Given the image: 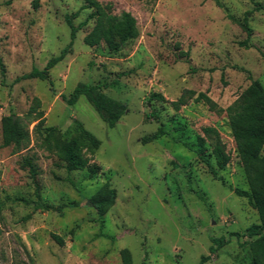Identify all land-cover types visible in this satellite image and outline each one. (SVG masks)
<instances>
[{"label": "rangeland", "instance_id": "obj_1", "mask_svg": "<svg viewBox=\"0 0 264 264\" xmlns=\"http://www.w3.org/2000/svg\"><path fill=\"white\" fill-rule=\"evenodd\" d=\"M115 14L130 12L139 34L117 53L101 43L88 46L83 36L92 28L91 8L72 19L86 20L69 52L49 69L48 78L20 79L33 67L42 69L69 41L65 17L84 0H0V264H122L129 249L132 264H250L245 228L258 223L246 197L229 187L247 190L224 111L251 79L264 87V8L253 11L246 33L226 17L214 0H98ZM264 4V0H255ZM236 18L253 8L251 0H219ZM77 83L101 84L100 91L125 104L109 127L80 96L68 105ZM106 84V86H104ZM184 90L195 94L174 109L169 103ZM204 93L214 103L195 101ZM152 93L165 101L151 99ZM36 100L43 126H55L65 137L75 120L99 139L90 163L99 171H67L58 156L39 145L37 121L27 113ZM12 115L26 126L30 141L17 150L2 146L1 118ZM218 130L230 160L217 178L208 146V163L194 152L202 128ZM158 128L163 134L151 140ZM208 145V141H206ZM264 155V145L262 148ZM29 159L34 184L24 160ZM219 178V179H218ZM115 189L113 206L103 215L85 203L102 185ZM75 201L61 212L40 204ZM62 237L59 245L51 234ZM211 238L224 245L209 252Z\"/></svg>", "mask_w": 264, "mask_h": 264}, {"label": "trees", "instance_id": "obj_2", "mask_svg": "<svg viewBox=\"0 0 264 264\" xmlns=\"http://www.w3.org/2000/svg\"><path fill=\"white\" fill-rule=\"evenodd\" d=\"M216 4L224 8L225 15L233 22L240 25L246 33V38L241 43L247 45V41L251 36L252 29L249 26L248 18L253 11L264 8V4L251 0L253 8L243 13L242 17L236 18L228 9L223 6L219 0H214ZM91 8L89 17L93 19L92 28L83 36V42L92 47L103 43L109 52L117 53L121 47L130 40L136 38L139 34L136 19L128 11H122L115 14L110 3L98 0H84V4L74 13L65 17V22L69 27V43L63 47L59 54L51 57L42 69L33 67L28 73L22 74L20 79L37 78L46 80L48 78L49 69L57 62L62 60L69 52L71 43L75 38L76 32L86 24V20L74 25L72 19L80 10ZM0 74L5 75L4 65L0 57ZM106 86V84H104ZM101 84L91 85L87 83H77L70 94L62 96L68 105H73L80 96H84L86 100L99 113L100 117L107 123L109 127L114 124L126 109L125 104L109 97L100 91ZM195 92L193 90H184V92L176 99L169 103L174 109H179L187 103L188 98H192ZM151 99L165 101L163 95L152 93ZM195 101H204L209 108L215 109V103L204 93H198L193 98ZM39 101L36 100L28 110V123L37 121L34 125V133L39 141V145L47 151L55 153L63 162V166L67 171L87 169L89 177H92L99 171V166L90 163V158L86 152L92 154L99 146L100 141L92 133L86 130L83 124L75 120V132L70 137L63 136L55 126H43L44 117L41 110H37ZM224 111L227 118V124L231 130V134L235 143L236 153L242 164L248 189H240L238 187L229 186L233 192L239 197H246L248 203L255 209L258 216V223H253L245 228L243 234L234 233L237 237L243 235L248 238L246 245L250 264H264V155L262 148L264 145V87L258 79H251L245 91L229 104ZM203 135H197L196 147L194 152L200 159L208 163L205 151L210 147L209 155L213 156L217 168L214 169L209 165L212 175L217 178L218 170H222L230 160L229 154L225 151V144L222 142L219 132L216 128L206 126L202 128ZM163 134V130H158L144 140H151ZM1 137L2 146L13 145L17 150L21 149L30 141V133L25 125L20 124L18 120H14L12 115H5L1 118ZM208 141V145H206ZM24 165L36 185L35 172L29 161L24 160ZM219 179V178H218ZM37 187V185H36ZM116 198L115 189L104 184L99 187L95 193L85 198V203L91 206L98 216H103L114 204ZM41 208L49 210L53 209L61 212L63 207L77 205L75 201L70 203H62L54 206L52 204H40ZM59 245L63 244V239L57 234H51ZM212 245L209 247L210 253L224 245L223 238H211ZM122 264H132V257L129 249L122 248L120 250ZM208 259V256L201 255L200 264Z\"/></svg>", "mask_w": 264, "mask_h": 264}, {"label": "water", "instance_id": "obj_3", "mask_svg": "<svg viewBox=\"0 0 264 264\" xmlns=\"http://www.w3.org/2000/svg\"><path fill=\"white\" fill-rule=\"evenodd\" d=\"M13 119H14V117H13Z\"/></svg>", "mask_w": 264, "mask_h": 264}]
</instances>
